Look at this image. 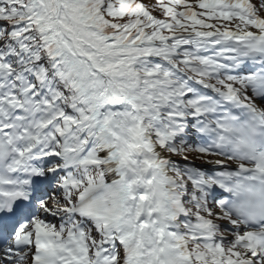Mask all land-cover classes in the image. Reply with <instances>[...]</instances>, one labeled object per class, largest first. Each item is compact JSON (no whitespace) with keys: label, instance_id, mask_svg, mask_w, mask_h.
<instances>
[{"label":"snow or ice","instance_id":"6c2138e0","mask_svg":"<svg viewBox=\"0 0 264 264\" xmlns=\"http://www.w3.org/2000/svg\"><path fill=\"white\" fill-rule=\"evenodd\" d=\"M0 264H264V0H0Z\"/></svg>","mask_w":264,"mask_h":264},{"label":"rangeland","instance_id":"374dc122","mask_svg":"<svg viewBox=\"0 0 264 264\" xmlns=\"http://www.w3.org/2000/svg\"><path fill=\"white\" fill-rule=\"evenodd\" d=\"M155 6V5H154Z\"/></svg>","mask_w":264,"mask_h":264}]
</instances>
